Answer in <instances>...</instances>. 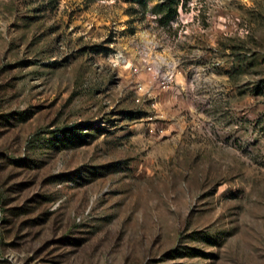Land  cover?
Listing matches in <instances>:
<instances>
[{
	"label": "rangeland",
	"instance_id": "rangeland-1",
	"mask_svg": "<svg viewBox=\"0 0 264 264\" xmlns=\"http://www.w3.org/2000/svg\"><path fill=\"white\" fill-rule=\"evenodd\" d=\"M161 1L0 0V264H264V0Z\"/></svg>",
	"mask_w": 264,
	"mask_h": 264
},
{
	"label": "trees",
	"instance_id": "trees-1",
	"mask_svg": "<svg viewBox=\"0 0 264 264\" xmlns=\"http://www.w3.org/2000/svg\"><path fill=\"white\" fill-rule=\"evenodd\" d=\"M138 3L142 2L143 0H135ZM152 8L154 9V11H164L163 14V20L167 21L172 15L173 13L176 11V3H173L172 0H163L161 2H157L155 3Z\"/></svg>",
	"mask_w": 264,
	"mask_h": 264
},
{
	"label": "built area",
	"instance_id": "built-area-1",
	"mask_svg": "<svg viewBox=\"0 0 264 264\" xmlns=\"http://www.w3.org/2000/svg\"><path fill=\"white\" fill-rule=\"evenodd\" d=\"M168 79L167 78H162L161 80H160V83H162V84H167L168 83Z\"/></svg>",
	"mask_w": 264,
	"mask_h": 264
}]
</instances>
